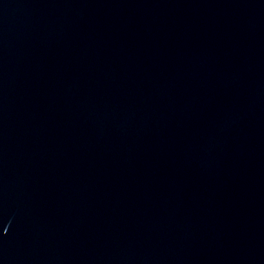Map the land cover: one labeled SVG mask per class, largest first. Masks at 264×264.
Masks as SVG:
<instances>
[{
	"label": "water",
	"instance_id": "water-1",
	"mask_svg": "<svg viewBox=\"0 0 264 264\" xmlns=\"http://www.w3.org/2000/svg\"><path fill=\"white\" fill-rule=\"evenodd\" d=\"M0 264H264V0H0Z\"/></svg>",
	"mask_w": 264,
	"mask_h": 264
}]
</instances>
